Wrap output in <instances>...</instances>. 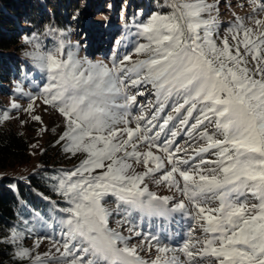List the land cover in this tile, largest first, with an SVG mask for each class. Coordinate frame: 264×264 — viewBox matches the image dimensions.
<instances>
[{
	"label": "snow or ice",
	"instance_id": "obj_1",
	"mask_svg": "<svg viewBox=\"0 0 264 264\" xmlns=\"http://www.w3.org/2000/svg\"><path fill=\"white\" fill-rule=\"evenodd\" d=\"M250 2L264 13L261 0ZM166 6L170 13H153L136 25L146 42L137 43L133 53L144 58L125 55L111 67L81 60L75 47L65 53L70 42L63 30L45 29L43 35L54 38L52 48H44L36 33L25 37L35 49L26 55L47 80L39 99L64 121L57 142L65 153L86 154L74 169L49 178L67 205L60 209L66 213L60 219L62 241L55 259L37 254L33 264H264V19L249 17L254 30L237 18L226 29L234 43L225 36L218 44L212 17L217 5L166 0ZM149 86L154 102L139 105L141 89ZM36 100L30 96L24 111L33 113ZM11 107L20 105L13 101ZM31 118L43 124L39 115ZM7 119L4 110L0 121ZM180 129L190 141L183 149L176 145ZM153 149L166 157L170 170L162 171L165 161ZM141 164L146 170L138 173L134 165ZM97 169L103 171L96 174ZM146 178L175 188L191 208L183 200L168 207L170 197L141 187ZM107 195L117 198L118 207L123 202L149 215L185 213L188 237L177 247L154 237L155 246L130 244L131 237L109 226ZM196 227L203 236L194 240ZM23 237L13 228L6 241L17 246L21 259L30 256L19 243ZM153 247L155 257L145 260L140 252Z\"/></svg>",
	"mask_w": 264,
	"mask_h": 264
},
{
	"label": "rangeland",
	"instance_id": "obj_2",
	"mask_svg": "<svg viewBox=\"0 0 264 264\" xmlns=\"http://www.w3.org/2000/svg\"><path fill=\"white\" fill-rule=\"evenodd\" d=\"M116 2L117 0H109L106 6L103 5V2L99 4L97 9L86 5L81 12L77 11L75 14H70L68 21L72 28L70 38L66 39L70 43L66 44L64 52L67 53L70 48L75 47L77 55L81 60L87 59L92 62H103L110 67L113 61H119L125 55H132L133 60L144 58L133 53L137 43L146 42L137 36L138 29L136 25L146 21L152 13L148 14L147 17L145 14L141 15L136 22L126 20L124 16L122 20H125L126 24L123 26L120 23L121 19H118L116 16ZM207 2L217 5L219 9L218 12L214 10L212 13V17L215 18L218 25V44L225 36H228L230 44L234 43L231 40V36L226 32V29L230 24L235 23L237 18L243 20L246 26L252 27L254 30L256 29L254 19H264V13H260L257 6L251 3L250 0H207ZM261 3H264V0H261ZM212 17H209L207 13L204 14L205 19ZM249 17H254V19L250 20ZM43 47L47 48L44 45ZM34 50L31 44L27 43L25 45L26 53ZM23 61L25 64H23L22 72L9 84L10 94L3 99L6 104V110L9 112V119L0 121V126L10 125L16 132L31 140V161L29 164L15 169L0 168V179L3 177H25L24 175L35 170L39 166V156L48 144L53 146L54 149L59 148L63 151V142H57L65 130L63 118L57 111L49 106H45L42 99H39L47 83L46 76L35 67L29 56L26 55V59ZM141 90L144 91V95L137 97L139 105L147 106L149 101L154 102L155 97L152 95L150 86L147 89ZM30 96L37 97L33 113L24 111L28 107ZM13 101L20 105L19 109L11 107ZM169 110V108H166L165 114ZM132 111L136 114L138 109L134 107ZM3 112L1 111L0 115ZM172 114L175 116V113ZM32 115H39L43 124L34 121L31 118ZM195 115L196 113H194V117ZM192 122L191 120L189 121V123ZM174 123L175 121L170 122L168 127L172 128ZM129 126L135 127V124L133 123ZM121 127L123 126L121 125ZM45 128L46 130H44ZM185 131L186 129H180L176 137V145H179L182 149L187 146L186 141L190 142L189 138L184 135ZM208 131L211 133L214 131V128H209ZM166 138L167 129L164 134H161V142ZM153 151L155 154L161 155L165 161V168L162 171L170 170L171 166L167 164L166 157L162 153L156 152L155 149ZM63 153L65 154V158L61 162L63 172L77 167L86 156L83 153H78L75 156L64 151ZM211 158L214 159L215 157ZM149 167H152L151 163ZM134 168L138 173L146 170L142 164L134 165ZM102 171V169H97L96 174ZM159 175H161V172L155 173V176L158 177ZM174 175L181 181L182 186V178L178 174ZM145 186L148 187L149 191L156 193L158 196L170 197L171 200L168 207H173L174 204L183 200L187 208H191V205L182 197L181 193L175 188L169 189L166 183L157 185L153 178H146L141 187ZM104 203L112 212V216L109 218V226L115 231L121 232L124 236L131 237L130 244L138 248H147L148 243H152L155 246L157 240L159 243L169 247H177L188 237L191 221L183 212L175 211L167 216L149 215L123 202H120L118 207L117 198L112 195H107L104 198ZM66 206H60L47 220H41L36 224L25 222L22 227L17 229L24 232V237L19 243L30 250V256L23 259L26 264H33L34 257L37 254L44 257L46 253H51L52 259L58 256L56 248L60 246L62 241L60 219L66 216V213H62L60 209ZM117 221H121L122 223H117ZM28 229H31V232H28ZM129 229H132V231H129ZM137 232L140 235H137ZM191 235L196 240L201 239L203 233L199 227H196ZM152 237L157 238V240H152ZM37 241H39L38 248L35 247ZM16 247L15 245V249ZM197 247H200V245H197ZM140 254L145 260L150 261L155 257L154 247L152 251H141ZM180 258L181 260L185 259L183 254H180Z\"/></svg>",
	"mask_w": 264,
	"mask_h": 264
},
{
	"label": "trees",
	"instance_id": "obj_3",
	"mask_svg": "<svg viewBox=\"0 0 264 264\" xmlns=\"http://www.w3.org/2000/svg\"><path fill=\"white\" fill-rule=\"evenodd\" d=\"M104 2V3H103ZM109 0H0V113L6 110L3 101L9 94V84L23 70L26 59L25 37L40 35L42 45L54 46L52 36H44L45 29L56 28L70 38V14L82 11L86 5L93 9ZM129 6V7H128ZM136 10V11H135ZM117 17L121 25L137 21L145 14L169 13L166 0H117ZM144 16V17H145ZM29 67V65H28ZM31 140L10 125L0 126V168H18L31 161ZM65 154L50 144L39 156V166L25 177L0 179V264H26L15 255V245L7 243L11 229L25 222L36 224L47 220L65 200L54 190L55 181L49 178L63 172Z\"/></svg>",
	"mask_w": 264,
	"mask_h": 264
}]
</instances>
